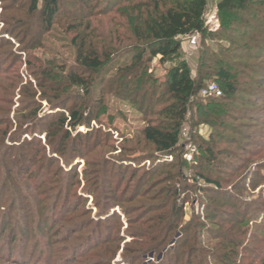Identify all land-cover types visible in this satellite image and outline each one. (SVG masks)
Listing matches in <instances>:
<instances>
[{
    "label": "rangeland",
    "instance_id": "rangeland-1",
    "mask_svg": "<svg viewBox=\"0 0 264 264\" xmlns=\"http://www.w3.org/2000/svg\"><path fill=\"white\" fill-rule=\"evenodd\" d=\"M79 1H89L91 17L73 6L75 0H63L46 29L30 0H0V264H264V231L257 236L264 230V85L256 80L264 79V57L243 50L258 45L241 37L244 26L232 44L206 35L202 43L181 48L194 75L200 49L232 46L227 60L239 91L220 106L213 126L190 113L171 155L157 153L139 134L159 119L156 111L167 98L158 85L173 64L148 56L156 85L152 102L151 95L142 102V95L134 101L107 90L104 111L93 104L97 116L88 127H79L78 136L71 133V141L57 133L48 145L44 126L61 109L50 110L38 91L39 116L47 118L29 133L35 138L30 144L23 142L27 134L12 141L16 121L33 110L27 100L33 90L25 87L28 80L37 87L33 65L75 66L71 38L77 32L112 46L110 19L123 0ZM262 11L247 36H264ZM71 23L76 32H67ZM102 73L94 76L97 85ZM209 81L224 84L211 72ZM73 92L67 107L89 97L78 88ZM208 146L216 154L212 162L204 151ZM204 176L217 181L218 190Z\"/></svg>",
    "mask_w": 264,
    "mask_h": 264
},
{
    "label": "trees",
    "instance_id": "trees-1",
    "mask_svg": "<svg viewBox=\"0 0 264 264\" xmlns=\"http://www.w3.org/2000/svg\"><path fill=\"white\" fill-rule=\"evenodd\" d=\"M62 1L42 0V6L39 9L38 0H30V9L32 11L40 10L44 26L47 29L54 17L57 16ZM123 1L124 3H121ZM123 1L119 4L121 7H118L115 15L110 19L114 27L109 39V44L112 46H99V43L86 40L90 34L83 35L77 32L71 38V44L76 50L75 66L65 70L63 65L57 66L50 63L36 67L33 65L30 74L38 75L37 78L35 77L37 87H30L32 84L29 83V80L28 87L25 86L30 88L29 90H33V93L27 97L33 110L30 109V111L25 112V115L20 116V121H16L15 133L18 135L13 134L12 141L17 142V138L21 139L26 134L29 139L23 138V142L26 141L30 144L35 139L34 134L29 135V133L41 126L42 120L48 116L47 114L44 117L39 116L41 103L36 105L39 103L37 101L39 99L42 102L45 101L50 110L61 109L53 115L51 122L44 126L45 130L43 131L48 145L52 143L50 141L52 138H56L57 133L62 135L64 139L71 141L73 140L70 138L71 133L75 132V135L78 136L80 134L79 127H88L90 120L97 116L91 110L93 104L97 107L96 111L99 108L104 111V96L107 90L113 96L123 98L132 96L134 101L142 95V102H145L146 95H151L149 99L152 102V94L156 85L151 79L147 56L158 58L160 63L172 62L173 64L167 69L162 83L158 85V87H163V94L167 98L166 103L156 111L159 119L149 121L140 130L139 134L142 139L152 145L157 153L171 155L179 146L181 129L190 113L193 112V118H195V114L203 116V119H197L198 122H209L211 126L214 125L215 121L210 120L218 117L217 114L222 111L220 106L224 105V102L231 101L232 97L239 91L236 88V81L231 78L230 64L227 60L229 52L234 48L231 46V49L229 47L219 52L210 51V53L205 48L200 49L196 72L193 75L187 64V59L180 54L181 48H183L180 37L198 32L201 43L207 35L221 36L232 44L236 41L235 37L239 33L238 28L241 26H244L245 32L248 28H251L252 32L256 30L255 25H251V23L256 18L257 13L262 11V7L264 9V0H219L220 28L215 33L207 32L202 21V15L209 0ZM89 4V1L75 0L73 6H80V9L86 10L87 15L91 17L93 15L91 9L87 8ZM75 30L74 23L68 25L67 32H74ZM245 32L241 34V37L248 38L249 41H254L253 44L258 45L250 48L247 46L243 50H247V54L251 55V52H255L256 56L264 57V36L261 34L258 35L261 38H258L251 32L247 36ZM123 42L127 44H122ZM115 44L121 46L117 47ZM237 60L239 59L237 58ZM27 65H31L30 61L27 62ZM100 70H103V73L99 77L97 85L94 76ZM110 72L112 74L108 75ZM210 72L216 76L219 82L224 84L221 86L217 81H214L221 89V95L203 98L199 96V91L207 83L205 80ZM254 73L259 72L255 71ZM258 78L255 79L260 80V84L264 85L263 77ZM99 86L102 87L99 89ZM139 87L144 89L142 93L138 92ZM74 88L84 90L89 97L84 99L83 96L82 101L74 100V103L67 107L69 100H72L74 96ZM38 91L40 92L39 99L34 96L37 95ZM253 95L255 96L256 93ZM29 104L22 107V110L18 112L25 111ZM227 113L229 114V111ZM2 123L7 124L4 121ZM6 134L7 132L4 133V135ZM232 136L234 139V135ZM15 148L22 151L20 145ZM57 150L60 149L52 147L54 153H57ZM204 151L211 162L216 159L213 146H208ZM22 153L20 152V155ZM202 178L218 190L217 181L211 180L207 176ZM260 212L264 214V210ZM260 221L263 222L260 224L264 227V217ZM242 222L248 224V220L244 219V216ZM260 228L257 230V236L261 237L260 234L264 230Z\"/></svg>",
    "mask_w": 264,
    "mask_h": 264
},
{
    "label": "built area",
    "instance_id": "built-area-1",
    "mask_svg": "<svg viewBox=\"0 0 264 264\" xmlns=\"http://www.w3.org/2000/svg\"><path fill=\"white\" fill-rule=\"evenodd\" d=\"M218 2L219 0H209L207 8L202 15L203 26L206 31L210 33H215L220 28V20L218 16ZM184 44H188L191 47L197 45L200 35L198 32L192 33L190 35L180 37ZM221 95V89L218 85L213 82H207L199 91V96L203 98L208 97H219Z\"/></svg>",
    "mask_w": 264,
    "mask_h": 264
},
{
    "label": "crops",
    "instance_id": "crops-1",
    "mask_svg": "<svg viewBox=\"0 0 264 264\" xmlns=\"http://www.w3.org/2000/svg\"><path fill=\"white\" fill-rule=\"evenodd\" d=\"M182 45H184V43Z\"/></svg>",
    "mask_w": 264,
    "mask_h": 264
}]
</instances>
